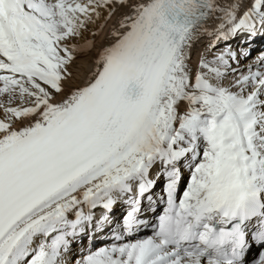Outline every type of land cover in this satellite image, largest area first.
<instances>
[{"label": "snow or ice", "instance_id": "obj_1", "mask_svg": "<svg viewBox=\"0 0 264 264\" xmlns=\"http://www.w3.org/2000/svg\"><path fill=\"white\" fill-rule=\"evenodd\" d=\"M245 2L0 0V264H65L91 210L124 196L125 229L144 224L136 213L157 163L167 207L154 234L76 264H246L250 241L264 248V72L226 85L231 51L201 58L194 77L189 67L211 14L223 13L218 40L264 29V0L238 15ZM113 4L130 7L123 31L86 85L66 89L67 41ZM181 165L190 179L178 196Z\"/></svg>", "mask_w": 264, "mask_h": 264}, {"label": "bare ground", "instance_id": "obj_2", "mask_svg": "<svg viewBox=\"0 0 264 264\" xmlns=\"http://www.w3.org/2000/svg\"><path fill=\"white\" fill-rule=\"evenodd\" d=\"M140 2L142 0H128V5H134ZM234 2L235 0H215L216 5L220 8H227ZM250 6L251 0H246L238 15H241ZM110 9H112L111 15H109ZM98 11L100 12V17L97 19L93 16L92 21L86 24V27L81 30L82 38L80 40L70 38L67 41L69 48L74 47L76 51L72 53L73 59L67 65V78L63 82L66 89L75 90L85 86L93 77L97 68L96 59L100 52L103 48L115 43L116 37L113 36V32H122L123 29L120 28V22L126 15L131 14L129 6H121L119 4L109 5L98 9ZM222 21V12L211 14L205 25L206 31L202 30L200 35L193 40L192 47L188 52L190 56L189 67L193 77L196 72L205 71L199 67L201 58L212 61L226 51H231L236 54L235 60L228 58L231 67L228 71L227 79L224 81L226 85L241 74H247L250 68L252 71L264 72V59H262L264 57V29H261L255 37H249L247 33H241L234 37L229 36L227 39L221 38L218 40L216 39L215 33L220 29V25L224 23ZM224 30H227V25H225ZM209 33H212V35H209ZM89 44H91V47H88ZM248 52L252 54V58L240 62V59ZM69 94L70 92L68 91L57 94L56 102L63 100ZM0 99L4 98L0 97ZM4 118V112L0 110V120ZM28 123V120H24L23 123L17 121L14 124V129L19 130ZM157 165L153 168L150 176V178L155 180L153 186L158 182ZM186 169V167L181 165V171L183 173ZM187 175L186 183L190 179V173H187ZM183 176L184 174H181V181L183 180ZM148 196H151L152 199L149 200ZM127 199V196L117 199L110 212L102 206L91 210L93 217L91 224H85L83 226V232H80L76 237H69V250L66 252L67 256L65 257L64 255L65 264H76L77 260H82L90 252H96L99 249L111 247L114 244L133 243L139 239L148 238L146 231L149 224H151L150 218L152 211L159 205L160 200L154 196L151 189L143 198H140V211L136 213V218L145 223L134 228V230L132 229V237H128L124 234L122 223L120 222L123 215L132 210V206L125 202ZM85 212L86 214L88 213L87 208H85ZM105 215L108 219L102 225H99L98 230V224ZM70 218L74 219L75 217L70 216ZM113 236H120L121 239L115 241ZM257 246V243L250 241V248L245 254V260L253 255L252 251ZM69 258H72V260L68 261Z\"/></svg>", "mask_w": 264, "mask_h": 264}, {"label": "rangeland", "instance_id": "obj_3", "mask_svg": "<svg viewBox=\"0 0 264 264\" xmlns=\"http://www.w3.org/2000/svg\"><path fill=\"white\" fill-rule=\"evenodd\" d=\"M222 22H224V20L222 21ZM74 39H81L82 38V35H80V36H78V37H73ZM250 52H248L247 54H245L244 55V57H242L241 59H240V62H242V61H244L245 59H249V58H252V54L250 53ZM247 55V56H246ZM250 55V56H249ZM187 173H190V171H189V169H186V171L184 172V178H185V180H187V177H188V175H187ZM187 176V177H186ZM185 180H184V182H182V186L181 187H183L184 185H185V187H186V185H187V183L185 182ZM184 187V188H185ZM257 252V249H254L253 251H252V254H255ZM252 256V255H251ZM249 260V258H247L246 260H245V262H247Z\"/></svg>", "mask_w": 264, "mask_h": 264}]
</instances>
